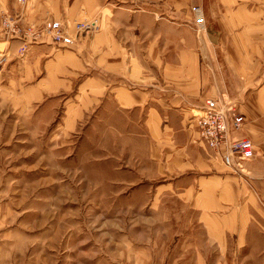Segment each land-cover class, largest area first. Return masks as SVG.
Here are the masks:
<instances>
[{
	"label": "rangeland",
	"instance_id": "374dc122",
	"mask_svg": "<svg viewBox=\"0 0 264 264\" xmlns=\"http://www.w3.org/2000/svg\"><path fill=\"white\" fill-rule=\"evenodd\" d=\"M90 1L0 0V264H264L263 215L236 210L233 220L253 215L258 223L250 217L246 234L239 227L240 235L226 239L207 233L201 211L182 194L192 181L196 191L210 186L187 175V148L144 110L118 102L126 87L142 84L141 65L153 61L142 35L146 17L165 24L155 46L162 76L188 39L179 31L202 19L194 6L205 1L102 0L96 8ZM109 3L141 17L123 47L104 39ZM205 7L215 17L216 4ZM49 19H98L101 29L73 48L30 41ZM201 29L192 31L198 52L200 42L222 39ZM201 58L193 78L213 80ZM214 71L219 78L222 71Z\"/></svg>",
	"mask_w": 264,
	"mask_h": 264
},
{
	"label": "crops",
	"instance_id": "0c3cea01",
	"mask_svg": "<svg viewBox=\"0 0 264 264\" xmlns=\"http://www.w3.org/2000/svg\"><path fill=\"white\" fill-rule=\"evenodd\" d=\"M98 1H90L91 7H100L102 0ZM204 1L205 5L208 2L216 4L217 14L211 17L209 9L204 8L203 3L195 4L194 7H199L202 14L201 30L208 27L209 31H214L209 35L212 41V37L217 35L222 39H217L216 44L211 41L200 42L199 54L193 43L192 31H200V25L197 19L193 20L190 26L185 25L179 31L188 39L184 40V45L178 46L175 53L177 62L168 58L161 76L157 61L161 50H156L155 46L162 39L161 28L164 23L147 16V31L142 35L145 36L146 45L149 48L153 46L148 51V54L154 55L153 61L141 65L145 74L142 76V84L134 91H129L128 87L123 89L125 91L122 90L121 100L118 102L121 107L141 108L145 111L148 122L158 120L159 130H170L173 139L187 148V153L183 151L188 158L185 168H188L187 172L190 174L187 175L194 180L204 179L196 180V185L197 182H209L210 186L201 190L197 186L196 191L192 181L183 189L182 194L190 199L193 207L201 211L200 224L206 228L207 233L223 234L226 239L228 234L240 235L239 227H243L241 231L246 234L248 226L252 224L250 217L254 218L251 215L246 219L242 215L233 220V211L252 213L251 207L257 215H263L264 224V0ZM110 6V9L106 7L111 14L107 16L104 39L112 47H123V42L127 41L124 37L128 34V29L134 28L132 24H139L141 17L115 11L113 5ZM135 28L140 33L144 31V27ZM172 33L177 36V30ZM149 34L151 37H148ZM183 38L179 39L183 41ZM215 55L217 66L214 63ZM199 56L202 61H208L213 70V80L193 78L194 60ZM146 60L150 58L146 57ZM216 68L222 71L219 78L215 76ZM178 71L183 72L179 79ZM221 95H227L237 102L239 112L246 121L242 130L233 133V137L250 138L255 145L254 157L246 162L244 175L235 174L220 161L210 158L202 144L198 145L197 128L189 120L188 111L193 107L201 106L205 100L219 98ZM146 126V130L153 128L152 125ZM254 221L258 223L256 218ZM259 224L261 225L260 222Z\"/></svg>",
	"mask_w": 264,
	"mask_h": 264
},
{
	"label": "built area",
	"instance_id": "2783aa9c",
	"mask_svg": "<svg viewBox=\"0 0 264 264\" xmlns=\"http://www.w3.org/2000/svg\"><path fill=\"white\" fill-rule=\"evenodd\" d=\"M16 2L23 6L25 0ZM20 18L16 17L18 21ZM198 23L202 25L201 18ZM4 25L12 27L8 21ZM100 29L98 19L72 24L60 19H49L40 33L31 34L33 38L30 41L46 39L57 48H73L81 38L98 33ZM14 34L18 36L21 30H16ZM193 109L200 114L191 115L189 120L197 128L198 141L207 155L220 161L235 174L244 175L246 162L254 157L255 145L250 138L233 137V133L242 130L246 125L237 102H226L223 98L215 97L205 100L199 108Z\"/></svg>",
	"mask_w": 264,
	"mask_h": 264
}]
</instances>
